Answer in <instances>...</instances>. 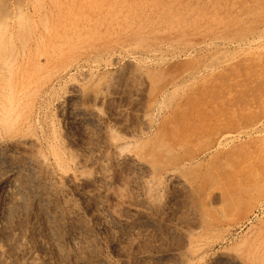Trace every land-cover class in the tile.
I'll use <instances>...</instances> for the list:
<instances>
[{"label":"rangeland","instance_id":"374dc122","mask_svg":"<svg viewBox=\"0 0 264 264\" xmlns=\"http://www.w3.org/2000/svg\"><path fill=\"white\" fill-rule=\"evenodd\" d=\"M1 102L0 264H264V0H0Z\"/></svg>","mask_w":264,"mask_h":264},{"label":"bare ground","instance_id":"6f19581e","mask_svg":"<svg viewBox=\"0 0 264 264\" xmlns=\"http://www.w3.org/2000/svg\"><path fill=\"white\" fill-rule=\"evenodd\" d=\"M51 9H52V8H51ZM48 11H49V10H48ZM34 45H35V43H34ZM26 50H27V55H28V57H29V55H30V53H31V49L28 48V49H26ZM25 52H26V51H25ZM24 59H25V58H24ZM12 73H13V72H12ZM15 79L18 80L19 78H17V76H16V78L12 79V81H14ZM27 79H28V78H27ZM27 82H29V80H28ZM15 83H18V82L16 81ZM19 84H20V81H19ZM22 84H23V82H22ZM25 85H26V84H25ZM20 86H22V85H20ZM23 86H24V85H23ZM29 86H30V85H29ZM24 88H25V86H24ZM7 101H8V100H7ZM6 103H7V104L9 103V104L11 105L12 102H11V103H10V102H6ZM15 103L17 104V102H15ZM18 103H19V102H18ZM1 104H2V102L0 103V106H1ZM9 104H8V107H9ZM2 105H3V104H2ZM11 106H12V105H11ZM11 106H10V107H11ZM6 107H7V105H6ZM8 107H7V108H8ZM10 107H9V108H10ZM4 108H5V106L2 107V108H0V109L3 110ZM7 108H6V109H7ZM6 109H5V110H6ZM2 110L0 111V113H3V111H5V110H3V111H2ZM7 110H8V109H7ZM7 110H6V111H7ZM7 112H8V111H7ZM3 114H4V113H3ZM0 115H1V117H2V114H0ZM1 121H2V120H1ZM243 193H244V192H243ZM245 193H246V192H245ZM244 196H245V195H244ZM242 197H243V196H242Z\"/></svg>","mask_w":264,"mask_h":264}]
</instances>
